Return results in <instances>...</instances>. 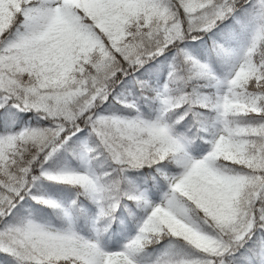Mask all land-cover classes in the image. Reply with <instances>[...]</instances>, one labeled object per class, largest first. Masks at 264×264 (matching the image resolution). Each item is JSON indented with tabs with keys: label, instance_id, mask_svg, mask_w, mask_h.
<instances>
[{
	"label": "snow or ice",
	"instance_id": "6c2138e0",
	"mask_svg": "<svg viewBox=\"0 0 264 264\" xmlns=\"http://www.w3.org/2000/svg\"><path fill=\"white\" fill-rule=\"evenodd\" d=\"M0 264H264V0H0Z\"/></svg>",
	"mask_w": 264,
	"mask_h": 264
}]
</instances>
